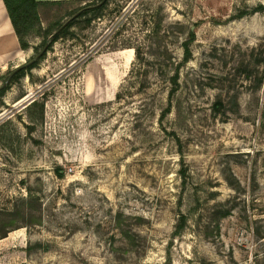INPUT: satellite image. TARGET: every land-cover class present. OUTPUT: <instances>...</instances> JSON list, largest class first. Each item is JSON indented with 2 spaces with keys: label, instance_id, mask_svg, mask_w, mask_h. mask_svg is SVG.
<instances>
[{
  "label": "rangeland",
  "instance_id": "rangeland-1",
  "mask_svg": "<svg viewBox=\"0 0 264 264\" xmlns=\"http://www.w3.org/2000/svg\"><path fill=\"white\" fill-rule=\"evenodd\" d=\"M107 1L0 71V264H264V0Z\"/></svg>",
  "mask_w": 264,
  "mask_h": 264
},
{
  "label": "trees",
  "instance_id": "trees-1",
  "mask_svg": "<svg viewBox=\"0 0 264 264\" xmlns=\"http://www.w3.org/2000/svg\"><path fill=\"white\" fill-rule=\"evenodd\" d=\"M4 2L7 7L8 13L11 17V20L13 22V25L15 27V30L19 36L21 47L23 49L29 47V42L27 40V37L34 29L40 27L42 28L41 30L43 35L48 36L62 25L63 23L62 21L65 19L66 16L72 14L71 11L61 12L62 7L66 5L68 2L72 3V1L65 2V1H38V0H4ZM81 2L82 0L73 1L71 5L79 4ZM107 2L108 1H106L104 4L100 6L90 8L89 12L91 11L92 13L98 14L99 11L102 10V8L105 6ZM48 15L50 16L48 17ZM44 17H48L46 28L43 27ZM63 32L64 30H62V33ZM60 34L61 33L55 34L53 40H56L60 36ZM193 39H194V31L190 30V37L185 43V55L182 62L188 61V59L191 56L189 44ZM34 66H36V63H32L28 66L21 65L15 69L8 68L4 72V76L6 77L11 76V79H17L22 76H25L27 74V69H30ZM178 77H179V69L176 68L174 73L170 77L171 80L173 81V84L175 85L172 88L171 93H173L179 85ZM6 87L0 88V95L4 92ZM181 174L183 176H186V171L184 166L181 169ZM15 211L16 210H10L7 211V213L5 214L0 212V238L6 236L8 231L14 228L15 219H13V217L17 214ZM184 222H185V217L182 215L181 221L177 227V232H180L184 228ZM37 245L41 246L40 243H38Z\"/></svg>",
  "mask_w": 264,
  "mask_h": 264
},
{
  "label": "crops",
  "instance_id": "crops-1",
  "mask_svg": "<svg viewBox=\"0 0 264 264\" xmlns=\"http://www.w3.org/2000/svg\"><path fill=\"white\" fill-rule=\"evenodd\" d=\"M38 1H77V0H38ZM68 2L66 5L72 4ZM26 49L21 47L19 36L15 30L4 0H0V71L8 69L16 62L19 67L25 61Z\"/></svg>",
  "mask_w": 264,
  "mask_h": 264
},
{
  "label": "water",
  "instance_id": "water-1",
  "mask_svg": "<svg viewBox=\"0 0 264 264\" xmlns=\"http://www.w3.org/2000/svg\"><path fill=\"white\" fill-rule=\"evenodd\" d=\"M107 0H100L97 4H95L92 7H96V6H100L102 4H104ZM83 9H81L79 12H81ZM79 12H77L76 14H74L72 17H70L64 24H62L58 29H56L53 33L56 34L61 27L65 26L73 17H75ZM18 68V67H17Z\"/></svg>",
  "mask_w": 264,
  "mask_h": 264
}]
</instances>
